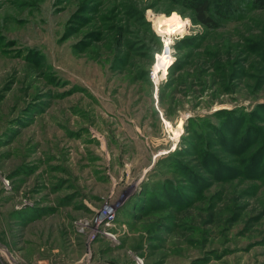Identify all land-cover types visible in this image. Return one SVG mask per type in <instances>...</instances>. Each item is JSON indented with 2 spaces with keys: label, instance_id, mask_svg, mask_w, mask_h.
Wrapping results in <instances>:
<instances>
[{
  "label": "rangeland",
  "instance_id": "374dc122",
  "mask_svg": "<svg viewBox=\"0 0 264 264\" xmlns=\"http://www.w3.org/2000/svg\"><path fill=\"white\" fill-rule=\"evenodd\" d=\"M193 1L0 0V264H264V9Z\"/></svg>",
  "mask_w": 264,
  "mask_h": 264
},
{
  "label": "trees",
  "instance_id": "16d2710c",
  "mask_svg": "<svg viewBox=\"0 0 264 264\" xmlns=\"http://www.w3.org/2000/svg\"><path fill=\"white\" fill-rule=\"evenodd\" d=\"M257 8L264 9V0H255ZM191 9L193 12V20L207 27L210 30L218 28L217 22L210 14L209 0H194ZM255 167V166H252Z\"/></svg>",
  "mask_w": 264,
  "mask_h": 264
},
{
  "label": "built area",
  "instance_id": "2783aa9c",
  "mask_svg": "<svg viewBox=\"0 0 264 264\" xmlns=\"http://www.w3.org/2000/svg\"><path fill=\"white\" fill-rule=\"evenodd\" d=\"M98 218L100 221H105L104 224L106 226H109L110 222L115 218V211L112 207L106 206L101 210ZM108 235L110 234L108 233ZM138 261H140V259H138Z\"/></svg>",
  "mask_w": 264,
  "mask_h": 264
},
{
  "label": "bare ground",
  "instance_id": "6f19581e",
  "mask_svg": "<svg viewBox=\"0 0 264 264\" xmlns=\"http://www.w3.org/2000/svg\"><path fill=\"white\" fill-rule=\"evenodd\" d=\"M160 21L166 22V25H169L170 28H173L180 24V17L178 16L177 13H174L170 17H161Z\"/></svg>",
  "mask_w": 264,
  "mask_h": 264
},
{
  "label": "water",
  "instance_id": "95a60500",
  "mask_svg": "<svg viewBox=\"0 0 264 264\" xmlns=\"http://www.w3.org/2000/svg\"><path fill=\"white\" fill-rule=\"evenodd\" d=\"M164 52L169 53V46H168V45L165 46V50H164Z\"/></svg>",
  "mask_w": 264,
  "mask_h": 264
}]
</instances>
